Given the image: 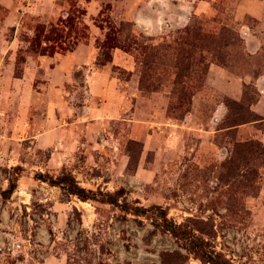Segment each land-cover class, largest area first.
I'll return each instance as SVG.
<instances>
[{"label":"rangeland","instance_id":"obj_1","mask_svg":"<svg viewBox=\"0 0 264 264\" xmlns=\"http://www.w3.org/2000/svg\"><path fill=\"white\" fill-rule=\"evenodd\" d=\"M114 27L141 89L119 117L73 124L81 72L58 95L27 60ZM36 28L52 38L37 50ZM62 173L129 211L37 177ZM160 212L217 264H264V0H0V264H210Z\"/></svg>","mask_w":264,"mask_h":264},{"label":"crops","instance_id":"obj_2","mask_svg":"<svg viewBox=\"0 0 264 264\" xmlns=\"http://www.w3.org/2000/svg\"><path fill=\"white\" fill-rule=\"evenodd\" d=\"M110 55L109 62L97 64V41L94 38L77 41L71 50L65 52L54 51L51 55L29 57L24 77L44 78L46 83L43 89L59 95L65 85L74 81L75 71H80L84 78L86 105L83 106L82 115H78L72 123L87 121L89 126H98L106 119L119 117L132 96H137L140 91L133 72L136 64L133 53L115 47L111 49ZM113 67L126 72L127 77L121 79L112 70Z\"/></svg>","mask_w":264,"mask_h":264},{"label":"trees","instance_id":"obj_3","mask_svg":"<svg viewBox=\"0 0 264 264\" xmlns=\"http://www.w3.org/2000/svg\"><path fill=\"white\" fill-rule=\"evenodd\" d=\"M68 23L69 25H71L70 22ZM119 32L120 29H117L116 27L112 28L111 33H109L105 37L103 43L101 45L97 44L99 47V55H102L105 61L103 63H99V56H98L97 64H105L111 60L110 51L112 48L118 47L125 51L131 52L129 51L128 46L124 45V43L120 39L121 36L119 35ZM42 33H43V29L41 28L40 30L38 29L36 36L33 39L35 46L32 47H34L36 50L42 42H47L52 39L49 36H43L44 39H42L43 40L42 41L41 40ZM54 49H55L54 46L50 47L49 50H47V48H40L38 52L39 54L51 55L54 52ZM112 70L114 71L118 69L113 67ZM179 77L180 76H177V79ZM138 84H139V89H141L139 79H138ZM258 146L259 144L257 143H250L248 145H243L241 148H248L249 149L248 152L251 153L256 151ZM37 177L44 181L49 182L51 185H58L62 187L63 189H65L67 193L77 196L82 201L96 200L103 203L116 204L117 206L119 205L123 207L122 208L123 211L126 212L129 211L128 204H126V202H124L123 204H119L117 202L118 201L117 198L113 194L98 191L97 194L100 195V198H96V193L93 190H89L81 187L71 174L62 173L58 178H54L48 175L38 174ZM15 188H16V182L15 180H12L9 182L8 187L1 191V194L3 195V197L6 198L12 194ZM143 211H145L144 208H136L134 210V214L138 215L139 213H143ZM160 213L161 216H159V218L162 219L160 225L162 226L163 229L168 231L172 236L185 240L187 248H189L194 253V255L199 257V259L203 263H210V264L218 263L217 260L216 262L213 259V257H215L214 254L208 248H206L203 241H200L198 238L194 237L191 234V231L187 230L182 223H177L172 219L169 220L164 212H160Z\"/></svg>","mask_w":264,"mask_h":264}]
</instances>
